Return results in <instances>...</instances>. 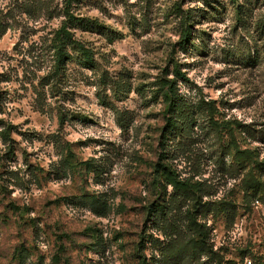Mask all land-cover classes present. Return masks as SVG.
I'll return each instance as SVG.
<instances>
[{
    "label": "rangeland",
    "instance_id": "obj_1",
    "mask_svg": "<svg viewBox=\"0 0 264 264\" xmlns=\"http://www.w3.org/2000/svg\"><path fill=\"white\" fill-rule=\"evenodd\" d=\"M63 4L0 0V264H264V0H72L58 63Z\"/></svg>",
    "mask_w": 264,
    "mask_h": 264
},
{
    "label": "trees",
    "instance_id": "obj_2",
    "mask_svg": "<svg viewBox=\"0 0 264 264\" xmlns=\"http://www.w3.org/2000/svg\"><path fill=\"white\" fill-rule=\"evenodd\" d=\"M71 2L72 0H64L63 4V12H64V18L61 21V25L55 32V40H57V44L55 46V55H56V60L58 63H60L63 59L69 57V52H68V46L73 43V37H72V27L74 25H79L83 24L85 22V19L82 17H75L71 12H70V7H71ZM88 22V20H86ZM77 44V48L79 50H85V47L83 46L82 43L79 41H74ZM176 74L179 75V77H183V74L180 71H176ZM168 88L165 91V97L168 103V111H170V106H174V102L176 98V92L173 89L174 86L173 84H168ZM168 128H172L174 124L176 123L173 118H168ZM162 173V172H161ZM170 181L172 182L173 185H176L178 182L175 181V179L170 178ZM200 243H203V240H200ZM208 250L210 254H213L212 251V246L208 245ZM217 264H222L219 260Z\"/></svg>",
    "mask_w": 264,
    "mask_h": 264
}]
</instances>
